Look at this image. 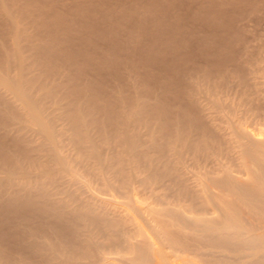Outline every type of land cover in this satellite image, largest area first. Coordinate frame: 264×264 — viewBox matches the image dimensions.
Returning a JSON list of instances; mask_svg holds the SVG:
<instances>
[{
  "label": "bare ground",
  "instance_id": "6f19581e",
  "mask_svg": "<svg viewBox=\"0 0 264 264\" xmlns=\"http://www.w3.org/2000/svg\"><path fill=\"white\" fill-rule=\"evenodd\" d=\"M63 1L0 0V264H264V92L220 113L236 0Z\"/></svg>",
  "mask_w": 264,
  "mask_h": 264
},
{
  "label": "rangeland",
  "instance_id": "374dc122",
  "mask_svg": "<svg viewBox=\"0 0 264 264\" xmlns=\"http://www.w3.org/2000/svg\"><path fill=\"white\" fill-rule=\"evenodd\" d=\"M101 1H104L106 3L107 9H109L108 7H113L111 9V11L113 12V17L123 16L119 14V11L121 9L120 3H122L121 1L123 0H101ZM126 1L133 2L135 0H126ZM82 2L83 0H65L63 1V5H64L63 9H66V10L74 9L75 5H77L78 3H82ZM229 8L231 9V12L233 14V19H232L231 24L233 23V20H234V23L235 22L236 23L235 24L233 23V25H235V28L233 27L234 33H232L231 35L233 37L231 38L232 40L230 41V44H229L230 46L228 47V49L232 53L231 58H233V53H236L235 54L236 57H234L233 59H234L236 66H237V63L240 64V68H237L238 72L236 71L237 73L235 75L232 69L228 71L230 76L227 77L228 80H224L228 82L227 85L224 87V89H227V90L219 94L221 96L220 98L222 99L221 108L223 110V112H220V113L225 118H227V116H230V114H232L234 110L245 109L251 106H256L257 103L256 101H254L256 94L260 92H264V0H238V1L236 0V3L230 4ZM74 15H77V14H71L67 16L68 17L67 19L72 20V21L77 20L78 17ZM124 17L125 16L121 18H124ZM0 22H2L1 17H0ZM66 37L70 38V35H67ZM135 37H140V35L139 36L136 35ZM62 54L63 53L60 52L59 55H62ZM154 66L156 67L157 64H155ZM107 72H109V69L107 67L100 70V74H104ZM175 76L176 75H174L173 77V82H174ZM56 78L58 79V75L53 74L52 77L50 76V78L45 80V83L46 82L51 83L54 81L53 79L57 80ZM43 81L44 80H40L38 83L35 84L34 86L35 94L34 95L38 99L43 100V102H47V103L53 102V98H50V97H55V99H59L58 90H54L53 96L50 95L49 97V96L43 95V92H42ZM137 82L138 84H140L137 88L130 87V86L126 87V85H124V89H128V92L131 94H139V95L145 94L147 86H149L150 83L141 82L139 80H137ZM123 84H126V83L123 82ZM129 84L130 83H128L127 85ZM174 84L176 83L174 82ZM220 89H223V88H220ZM199 98H198V101L200 100L199 103L201 104V106L207 103L206 101L205 103L201 99L202 97L200 99ZM0 101L5 102L11 107L12 106L14 108L18 107L16 105L17 102H15L13 97L9 93L1 91V90H0ZM206 106L208 105L206 104ZM213 110L215 111L216 109L213 108ZM18 112L20 113V110ZM9 117H10V114L8 115V113L4 112L2 108L0 107V138H2L4 124L6 123V125H8L7 123H8ZM206 120L210 121L208 118ZM9 124H10V120H9ZM142 132H144V130ZM142 135L143 137H146V135H144L143 133ZM32 141L35 142L36 140H33L32 138ZM152 143L153 142L151 141L150 144ZM32 145L33 143H29V146H32ZM1 159L2 158L0 157V168H3V166L1 165L3 161ZM1 171L2 169H0V179L2 177ZM56 180H59V177L58 178L56 177ZM97 183L99 182L96 181V183L94 182L92 184L94 185ZM95 186L91 188V191L86 189L88 192L91 193V196L87 191H86L87 193L85 192V188L84 190H80L79 192L78 185H68L67 188L69 192L73 194L76 193V195H78V197H81L82 200L84 198V200L89 199L90 201L100 202L103 196L98 194V191H96V189H99L98 186L100 185L97 184L96 189H95ZM92 190H94L95 192L94 191L93 192L97 194L94 195ZM62 196L63 195L57 196V197L63 198ZM94 197H96L97 199L95 198L94 200ZM65 198H67V196ZM58 199L59 198H55V200H58Z\"/></svg>",
  "mask_w": 264,
  "mask_h": 264
}]
</instances>
